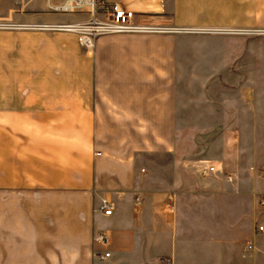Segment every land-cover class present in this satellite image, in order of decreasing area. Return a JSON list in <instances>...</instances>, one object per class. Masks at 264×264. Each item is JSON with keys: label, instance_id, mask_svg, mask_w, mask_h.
I'll return each mask as SVG.
<instances>
[{"label": "crops", "instance_id": "0c3cea01", "mask_svg": "<svg viewBox=\"0 0 264 264\" xmlns=\"http://www.w3.org/2000/svg\"><path fill=\"white\" fill-rule=\"evenodd\" d=\"M108 1L162 30L103 35L90 53L76 44L39 61L30 126L57 114L74 120V138L60 129L65 148L53 163L50 149L30 144L28 185L0 130V264H264L263 114L224 113L250 120V129L224 127L207 156L180 153L177 137L179 88L220 87V73L257 71L264 0ZM66 63L69 79L59 72ZM3 105L0 85V120L13 118ZM209 165L214 172L201 176Z\"/></svg>", "mask_w": 264, "mask_h": 264}, {"label": "rangeland", "instance_id": "374dc122", "mask_svg": "<svg viewBox=\"0 0 264 264\" xmlns=\"http://www.w3.org/2000/svg\"><path fill=\"white\" fill-rule=\"evenodd\" d=\"M42 1L0 0V85H2L3 106L13 107L14 113L13 118H9L10 112L4 113L3 117L6 118L0 120V130L5 134L3 143H11L14 149L19 151V158L13 156L10 159L17 166L22 179L29 182L28 185H30V144L36 145L42 154L46 149H50L49 155L53 163L60 158L62 151L59 149L65 148L59 144L58 134L62 129H66L70 134L69 141H73L75 128L73 119H61L57 114H49L45 119L36 116L32 121L35 127L30 126V90H32L30 77L37 78L42 74L38 63L44 57L59 58L53 49L73 48L77 44L84 52L92 51H87L80 44L76 33L47 28L46 26L50 25L73 23L75 13H51L40 4ZM257 34V71L220 73L221 79H224L221 83L223 86L220 87L178 89L181 113L178 119L177 137L180 153L207 156L218 146L224 127L233 128V134H237L239 129H250V120L226 119L224 118L226 112L258 111L260 115L263 114L259 120L258 144H264V15L261 13ZM66 37H71L73 40H67ZM253 49H255L254 44ZM47 64L50 69H55L53 71L57 75L58 68L49 61ZM65 68L66 71H59L60 76L63 74L69 79L74 74V67L66 63ZM236 79L242 81L241 87L230 85ZM11 100H15L16 103L10 105ZM263 150L264 148L261 149ZM260 171L264 170L260 169Z\"/></svg>", "mask_w": 264, "mask_h": 264}, {"label": "built area", "instance_id": "2783aa9c", "mask_svg": "<svg viewBox=\"0 0 264 264\" xmlns=\"http://www.w3.org/2000/svg\"><path fill=\"white\" fill-rule=\"evenodd\" d=\"M46 9L54 14H87L85 20L50 25L49 28L60 29L74 32L78 35L80 44L91 51L95 41L103 35L120 33H151L162 30L158 27L147 25L135 20V13L119 2L108 0H46ZM99 152L96 153V155ZM215 167L209 165L206 169L200 171L201 176H206L214 172ZM260 205L264 207V197L260 199ZM100 210L104 215L111 213V207L107 201H102ZM263 226H258V231H263ZM96 239L107 246L109 237L106 233H98ZM245 250L249 252L253 249V243L246 241ZM109 253L97 254L100 259L108 257ZM150 264V263H147Z\"/></svg>", "mask_w": 264, "mask_h": 264}, {"label": "bare ground", "instance_id": "6f19581e", "mask_svg": "<svg viewBox=\"0 0 264 264\" xmlns=\"http://www.w3.org/2000/svg\"><path fill=\"white\" fill-rule=\"evenodd\" d=\"M47 28H49V26H46Z\"/></svg>", "mask_w": 264, "mask_h": 264}]
</instances>
